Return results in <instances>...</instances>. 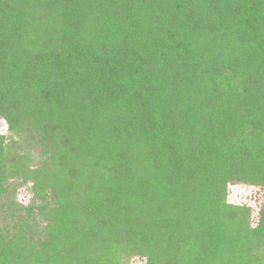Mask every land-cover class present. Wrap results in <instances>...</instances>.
<instances>
[{
	"label": "trees",
	"instance_id": "16d2710c",
	"mask_svg": "<svg viewBox=\"0 0 264 264\" xmlns=\"http://www.w3.org/2000/svg\"><path fill=\"white\" fill-rule=\"evenodd\" d=\"M0 121V264H264V0H0Z\"/></svg>",
	"mask_w": 264,
	"mask_h": 264
},
{
	"label": "rangeland",
	"instance_id": "374dc122",
	"mask_svg": "<svg viewBox=\"0 0 264 264\" xmlns=\"http://www.w3.org/2000/svg\"><path fill=\"white\" fill-rule=\"evenodd\" d=\"M4 130L3 122L0 121V131ZM34 151H37L35 148ZM227 201L231 203L244 204L250 208V224L255 226L258 223L259 208L263 201V189L258 186H244L239 183L230 182L227 187ZM29 193L25 189L17 190L15 199L27 202ZM121 264H144V259L140 257L127 256Z\"/></svg>",
	"mask_w": 264,
	"mask_h": 264
}]
</instances>
